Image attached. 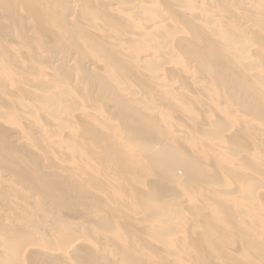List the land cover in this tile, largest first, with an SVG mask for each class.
Returning <instances> with one entry per match:
<instances>
[{"label":"bare ground","instance_id":"bare-ground-1","mask_svg":"<svg viewBox=\"0 0 264 264\" xmlns=\"http://www.w3.org/2000/svg\"><path fill=\"white\" fill-rule=\"evenodd\" d=\"M0 264H264V0H0Z\"/></svg>","mask_w":264,"mask_h":264}]
</instances>
